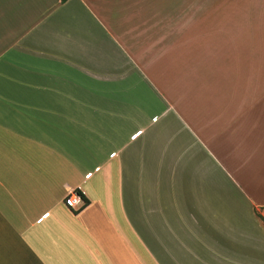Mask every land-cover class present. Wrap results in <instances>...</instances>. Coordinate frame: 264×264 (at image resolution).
<instances>
[{"label": "crops", "instance_id": "0c3cea01", "mask_svg": "<svg viewBox=\"0 0 264 264\" xmlns=\"http://www.w3.org/2000/svg\"><path fill=\"white\" fill-rule=\"evenodd\" d=\"M0 264H264V0H0Z\"/></svg>", "mask_w": 264, "mask_h": 264}, {"label": "built area", "instance_id": "2783aa9c", "mask_svg": "<svg viewBox=\"0 0 264 264\" xmlns=\"http://www.w3.org/2000/svg\"><path fill=\"white\" fill-rule=\"evenodd\" d=\"M178 101H179V99L175 100L173 102V104H177ZM139 134H140V131L134 133L131 136V139L136 138V136L139 135ZM114 155H115V153L110 154L111 157H113ZM90 175H91V173H88L85 176V178L90 177ZM66 191L67 192H66L65 196L63 197L64 206H66L67 208L72 209V210H78L81 207H83L84 200H83V190H82V188H80V187H76V188L67 187ZM46 215H47V213L44 214L43 217H45Z\"/></svg>", "mask_w": 264, "mask_h": 264}, {"label": "rangeland", "instance_id": "374dc122", "mask_svg": "<svg viewBox=\"0 0 264 264\" xmlns=\"http://www.w3.org/2000/svg\"><path fill=\"white\" fill-rule=\"evenodd\" d=\"M174 102V101H173ZM173 102H172V104H173Z\"/></svg>", "mask_w": 264, "mask_h": 264}, {"label": "trees", "instance_id": "16d2710c", "mask_svg": "<svg viewBox=\"0 0 264 264\" xmlns=\"http://www.w3.org/2000/svg\"><path fill=\"white\" fill-rule=\"evenodd\" d=\"M62 1H65V0H62Z\"/></svg>", "mask_w": 264, "mask_h": 264}]
</instances>
